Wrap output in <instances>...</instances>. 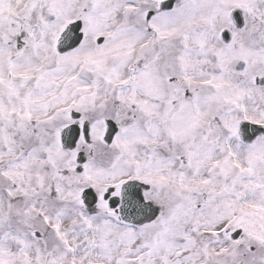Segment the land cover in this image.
Segmentation results:
<instances>
[{
	"label": "snow or ice",
	"instance_id": "snow-or-ice-1",
	"mask_svg": "<svg viewBox=\"0 0 264 264\" xmlns=\"http://www.w3.org/2000/svg\"><path fill=\"white\" fill-rule=\"evenodd\" d=\"M0 264H264V0H0Z\"/></svg>",
	"mask_w": 264,
	"mask_h": 264
}]
</instances>
